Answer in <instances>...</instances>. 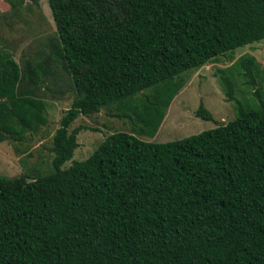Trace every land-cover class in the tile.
Segmentation results:
<instances>
[{
  "label": "trees",
  "instance_id": "1",
  "mask_svg": "<svg viewBox=\"0 0 264 264\" xmlns=\"http://www.w3.org/2000/svg\"><path fill=\"white\" fill-rule=\"evenodd\" d=\"M46 2L56 32L47 56L17 63L0 48V142L46 122L34 90L49 56L63 61L74 97L52 135L53 170L0 174V264H264L258 90L257 105L236 101V116L212 128L166 142L114 131L61 167L78 115L115 104L138 119V135H152L184 72L264 39V0ZM251 67L249 57L235 63L249 81ZM227 72L214 76L231 101ZM194 113L212 118L202 103Z\"/></svg>",
  "mask_w": 264,
  "mask_h": 264
},
{
  "label": "rangeland",
  "instance_id": "2",
  "mask_svg": "<svg viewBox=\"0 0 264 264\" xmlns=\"http://www.w3.org/2000/svg\"><path fill=\"white\" fill-rule=\"evenodd\" d=\"M19 6H9L0 0V48L10 53L15 62L23 58L47 56L51 40L56 38L55 25L46 0H17ZM252 59L251 81L237 73L235 63L242 57ZM49 72L41 73L34 94L44 101L46 122L23 134L21 140L7 139L0 142V174L11 177L26 174L29 179L50 173L54 151L52 135L58 121L69 107L74 90L63 61L49 56ZM227 69L233 83L234 99L227 101L214 72ZM183 85L173 95L166 107L156 131L152 135H138L140 124L128 109L115 104L97 112L78 115L68 126V132L78 127L75 135L77 146L70 160L86 158L97 145L114 131L133 133L138 138L152 142L179 139L224 123L236 116V101L243 106L258 104L255 90L264 101V39L235 48L182 74ZM253 83V84H252ZM199 103L210 112L212 118L204 120L195 115ZM126 111L127 117L110 114Z\"/></svg>",
  "mask_w": 264,
  "mask_h": 264
}]
</instances>
